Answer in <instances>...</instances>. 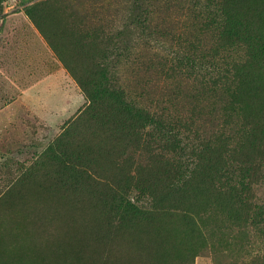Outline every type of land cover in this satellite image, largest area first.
<instances>
[{"label":"rangeland","instance_id":"obj_1","mask_svg":"<svg viewBox=\"0 0 264 264\" xmlns=\"http://www.w3.org/2000/svg\"><path fill=\"white\" fill-rule=\"evenodd\" d=\"M226 6L246 34L209 25L196 0H0V264H247L221 197L208 208L207 188L181 186L204 126L236 149L244 126L264 127V0ZM222 61L237 81L207 89ZM151 102L186 123L180 141L154 129L142 152Z\"/></svg>","mask_w":264,"mask_h":264},{"label":"trees","instance_id":"obj_2","mask_svg":"<svg viewBox=\"0 0 264 264\" xmlns=\"http://www.w3.org/2000/svg\"><path fill=\"white\" fill-rule=\"evenodd\" d=\"M196 1L203 6L208 4L213 7L209 11L199 12L203 14V19L209 25H212L214 21L215 25L222 24L223 28L230 21L234 27L232 35L237 36L247 31L240 13L226 6L227 0L221 8L216 2L222 0ZM234 67L235 64L222 61L214 73L202 74L201 81L207 89L209 84L214 86L226 82L231 84L237 81ZM166 72L168 70L163 72L162 77H165ZM163 82L166 80L163 79ZM218 82L220 83L217 84ZM141 85L147 90L148 87H158L159 81H143ZM145 106L148 108H140L136 118L139 129L137 144L141 151L143 152L144 146L148 145L154 129H161L166 134V137L162 138L165 143L176 139L180 141L179 135L186 123L184 119L182 117L170 119L169 115H165L163 111H153V106L158 107V103L151 102L150 105ZM222 126H204L205 135L201 139H196V144L192 143L189 146V149H195L196 153L189 156L187 177L181 186L187 188L196 183L202 194L203 188H207L208 197L206 198L203 194V201L207 202L208 208L216 195L221 197L227 205L229 215L235 221V229L243 227L247 230V264H264V247L255 252L248 250L255 242L252 238L255 230L260 229L264 234V201L260 203L261 197L258 196L259 189L264 188V127L262 130L255 128L252 130L250 126H244L245 133L251 136H247L250 141L247 145L236 149L232 146V137L228 136L230 131ZM189 133L192 131L190 130ZM186 141L189 142L188 145L192 142L189 138ZM220 144L223 146L222 151L219 149ZM158 149L159 147H156V151L152 153L153 156L162 155L157 152ZM86 171L82 169L81 173L88 177H97L92 171Z\"/></svg>","mask_w":264,"mask_h":264}]
</instances>
